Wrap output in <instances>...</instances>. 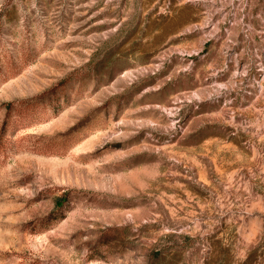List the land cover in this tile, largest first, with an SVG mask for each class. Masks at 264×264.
<instances>
[{
    "label": "rangeland",
    "instance_id": "1",
    "mask_svg": "<svg viewBox=\"0 0 264 264\" xmlns=\"http://www.w3.org/2000/svg\"><path fill=\"white\" fill-rule=\"evenodd\" d=\"M0 264H264V0H0Z\"/></svg>",
    "mask_w": 264,
    "mask_h": 264
}]
</instances>
